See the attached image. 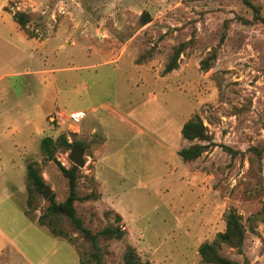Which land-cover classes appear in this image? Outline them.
<instances>
[{
	"label": "rangeland",
	"instance_id": "374dc122",
	"mask_svg": "<svg viewBox=\"0 0 264 264\" xmlns=\"http://www.w3.org/2000/svg\"><path fill=\"white\" fill-rule=\"evenodd\" d=\"M249 1L264 15V0ZM5 8L30 11L27 30L54 37L39 83L19 77L26 86L15 85L0 104V230L8 237L0 242V264H77L73 246L36 223L38 209L31 217L22 213L28 162L37 163L56 200L66 195V179L40 148L41 138L56 142L60 135L83 145L78 188L94 195L74 203L83 225H120L125 232L102 242L104 264H122L126 245L149 264H202L197 246L223 229L230 209L245 229L243 255L226 246L221 252L239 264L243 256L264 264V152L257 158L249 150L264 143V25L251 20L248 5L11 0ZM144 13L149 20L139 25ZM224 19L230 20L218 46ZM186 40L176 68L162 73L173 47ZM212 49V64L201 70ZM71 110L84 117L69 126L64 117ZM194 113L215 144L184 162L177 150L201 142L179 132ZM222 145L238 152L231 157ZM69 150L57 143L53 149L65 167L73 164Z\"/></svg>",
	"mask_w": 264,
	"mask_h": 264
},
{
	"label": "trees",
	"instance_id": "16d2710c",
	"mask_svg": "<svg viewBox=\"0 0 264 264\" xmlns=\"http://www.w3.org/2000/svg\"><path fill=\"white\" fill-rule=\"evenodd\" d=\"M244 4L248 5L252 11L253 22H260L264 25V15L258 13L257 9L250 3L249 0H242ZM13 20L28 36H35L33 32H29L26 28L27 24L32 20V13L24 10H14L11 12ZM242 19V18H240ZM149 20V17L144 13L139 16V25H143ZM230 19H224L223 31L219 36L217 45L219 46L225 37V29L228 26ZM247 22V19H242ZM191 40H186L178 43L173 47L168 60L162 67V73H167L170 70L176 68L177 60L180 53L185 47L190 44ZM214 59V49L210 50V53L199 61V68L201 70H207ZM180 135L182 138L194 142L186 147H182L177 150V155L182 161H193L202 152L206 151L215 143L211 141L205 126L202 124L199 116L194 113L187 120H185L180 127ZM59 144L64 149H70L72 145L78 144L83 148V145L75 140L67 141L64 135H60L56 142L50 137H43L40 139V148L43 153L44 160H52L62 176L66 179V195L61 200H56L53 193L44 199L41 204V197H43V188L45 187V181L43 180L39 167L35 161L28 162L25 165V188L26 199L22 209V213L26 217H31L32 212L35 209L39 210V214L35 218L38 225L43 226L47 231L55 236L66 240L74 248L77 255V264H104L103 255L106 251L105 243L110 239L121 240L124 236V230L120 225H108L104 226L96 231L85 227L82 223V219L77 214L74 203L82 202L89 199H93V193L80 194L78 188V168L74 164H70L65 167L53 156L54 146ZM225 151H228L234 156L238 151L233 150L228 146L222 145ZM249 150L260 158L264 152V143L262 145L250 146ZM224 227L221 231L214 234L210 241H203L197 246V253L202 264H239V262L233 258L224 255L221 252V247L226 246L233 249L236 253L243 255L242 244L244 238L245 229L241 223V217L234 210H228L224 216ZM63 220L65 228L58 226L57 222ZM114 220L119 222L121 217L119 214L114 215ZM122 264H149L147 260H140L134 249L126 245L122 254ZM242 264H248L247 259L242 257Z\"/></svg>",
	"mask_w": 264,
	"mask_h": 264
},
{
	"label": "crops",
	"instance_id": "0c3cea01",
	"mask_svg": "<svg viewBox=\"0 0 264 264\" xmlns=\"http://www.w3.org/2000/svg\"><path fill=\"white\" fill-rule=\"evenodd\" d=\"M8 1L11 0H0V104L3 103L6 95L12 94L15 85L20 84L22 88L26 86L23 79L18 80L19 77L29 76L28 84L35 81L39 83L38 75L47 71L41 69L42 58L46 56L44 53L47 50L48 41L54 37V35L43 38L28 36L12 18L11 12L15 8L11 10L5 8ZM25 58L29 59L28 64H25ZM46 88L51 89V84L48 83ZM37 100L34 98L33 105L37 103ZM71 111H80L84 115L81 110ZM64 120L67 119L64 117ZM68 125L73 124L69 122ZM0 242H8V237L2 230H0Z\"/></svg>",
	"mask_w": 264,
	"mask_h": 264
},
{
	"label": "water",
	"instance_id": "95a60500",
	"mask_svg": "<svg viewBox=\"0 0 264 264\" xmlns=\"http://www.w3.org/2000/svg\"><path fill=\"white\" fill-rule=\"evenodd\" d=\"M83 148L78 145L74 144L71 146L68 154V159L73 163L74 165L81 167L83 165ZM50 189L48 187L43 188V199H46L50 195Z\"/></svg>",
	"mask_w": 264,
	"mask_h": 264
},
{
	"label": "built area",
	"instance_id": "2783aa9c",
	"mask_svg": "<svg viewBox=\"0 0 264 264\" xmlns=\"http://www.w3.org/2000/svg\"><path fill=\"white\" fill-rule=\"evenodd\" d=\"M83 116H84L83 113L80 112V111H70V112H68L66 114L65 118L68 121H70V122L77 123V122H79L83 118ZM58 118H59V114L58 113L57 114L55 113V114L49 116L48 117V120L50 122H52V121L58 120Z\"/></svg>",
	"mask_w": 264,
	"mask_h": 264
}]
</instances>
